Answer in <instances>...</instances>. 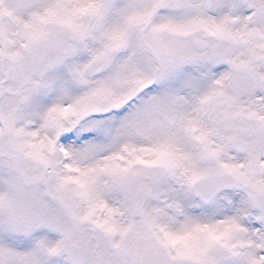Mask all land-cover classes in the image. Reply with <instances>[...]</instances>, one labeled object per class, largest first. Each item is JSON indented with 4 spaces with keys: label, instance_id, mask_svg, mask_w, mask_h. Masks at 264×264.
I'll return each mask as SVG.
<instances>
[{
    "label": "snow or ice",
    "instance_id": "obj_1",
    "mask_svg": "<svg viewBox=\"0 0 264 264\" xmlns=\"http://www.w3.org/2000/svg\"><path fill=\"white\" fill-rule=\"evenodd\" d=\"M0 264H264V0H0Z\"/></svg>",
    "mask_w": 264,
    "mask_h": 264
}]
</instances>
